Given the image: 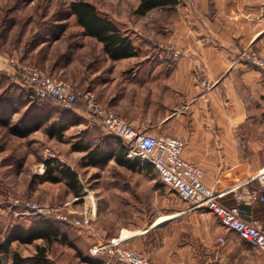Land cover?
Masks as SVG:
<instances>
[{"label": "crops", "instance_id": "obj_1", "mask_svg": "<svg viewBox=\"0 0 264 264\" xmlns=\"http://www.w3.org/2000/svg\"><path fill=\"white\" fill-rule=\"evenodd\" d=\"M197 1L191 8L186 0H178L168 18H138L140 25L134 29L143 37L140 42L129 25L117 22L137 47L134 56L111 59L91 36L100 52L92 55L87 71L74 82L133 126L183 138V155L205 169L204 181L210 185L214 175L235 161H249L252 171L264 166V81L260 70L239 56L249 46L264 56V0ZM160 41L175 43L182 55L167 58L156 45ZM14 172L15 188L19 176ZM183 207L182 203L177 211L129 222L115 236L143 251L152 264H192L198 239L202 245L223 234L226 240L237 239L238 234L212 212H182ZM250 208L264 220V203ZM4 236L0 232V238ZM33 242L14 240L10 248L28 257L35 249H21ZM0 259L4 261L1 253Z\"/></svg>", "mask_w": 264, "mask_h": 264}, {"label": "rangeland", "instance_id": "obj_2", "mask_svg": "<svg viewBox=\"0 0 264 264\" xmlns=\"http://www.w3.org/2000/svg\"><path fill=\"white\" fill-rule=\"evenodd\" d=\"M69 1L0 0V57L14 56L20 62L35 64L75 84L74 79L87 71L89 59L99 54L100 47L83 32L70 13ZM87 1L102 15L115 18V23L129 25L131 35L138 42L143 40L139 30L134 29L140 25L138 18L146 15L147 20L168 18L172 10L161 7L138 14L135 11L139 0ZM22 87L9 71L0 70V118L10 113L14 123L26 114L39 112L47 115L49 122L27 137L16 136L8 126L0 124V232L6 235L14 227H28L36 218L27 213L16 215L21 207L12 204L13 198L54 204L79 197L73 203V215L82 219L84 206L90 207L91 213L97 212L93 223L52 222L77 243L83 256L78 257L73 248L54 242L47 250L49 264H123L106 254L91 255L89 249L94 243L115 236L129 222L177 211L182 206L181 201L160 183L157 172L150 165L134 170L112 159L103 165L82 166L80 159L84 151L76 150L74 143H99L105 148L116 149L126 143L106 131L101 117L88 115L83 100L68 106L52 98L32 99ZM77 110L84 114H78ZM64 118H79V121L68 126L61 137L46 134V125ZM52 156L77 171L78 195L69 190L65 180L50 182L42 179L43 159ZM15 170L19 183L14 188ZM236 238L224 242L211 240L204 246L198 239L192 264H264V251H255L238 235ZM39 243L45 244L43 240ZM36 244L33 242L21 250L30 252Z\"/></svg>", "mask_w": 264, "mask_h": 264}, {"label": "built area", "instance_id": "obj_3", "mask_svg": "<svg viewBox=\"0 0 264 264\" xmlns=\"http://www.w3.org/2000/svg\"><path fill=\"white\" fill-rule=\"evenodd\" d=\"M186 2L191 8L198 6L197 0ZM156 45L171 60L182 55L181 48L173 42L160 41ZM239 56L256 66L264 81V56L250 46L243 49ZM0 70L9 71L21 86L29 88L33 99L52 98L68 106L79 100L86 102L88 115L101 117L106 131L126 143L124 158H138L142 166H152L160 181L184 204L182 212L208 210L255 251H264V220L256 217L250 208L256 203H264V166L252 171L249 161L235 162L214 175L212 184L208 185L204 181L205 169L183 155V138L141 130L123 115L96 102L90 91H83L35 64L20 62L14 56L0 57ZM201 82L207 86L204 77H201ZM77 199L79 197L47 204L16 197L12 199V204L21 207L16 215L27 213L88 225L92 214L90 207L84 206L82 219L73 215V203ZM225 240L224 234L217 237L219 242ZM89 252L91 255L106 254L123 264H152L143 251L127 244L120 236L94 243Z\"/></svg>", "mask_w": 264, "mask_h": 264}, {"label": "trees", "instance_id": "obj_4", "mask_svg": "<svg viewBox=\"0 0 264 264\" xmlns=\"http://www.w3.org/2000/svg\"><path fill=\"white\" fill-rule=\"evenodd\" d=\"M177 3L178 0H139L135 12L143 14L153 8L161 7L173 9ZM68 6L70 13L75 16L83 32L101 42L102 49L109 58L119 59L138 54V49L131 38L111 18L102 15L93 3L87 0H70ZM22 88L32 98L31 90L27 87ZM78 121L79 118H64L58 123L52 122L46 125L45 132L50 137H61L68 126L76 124ZM48 122L49 117L39 112L26 114L14 123H12L10 113L0 118V124L8 126L10 132L19 137L29 136ZM73 146L76 150L84 151L80 159L82 166L103 165L114 159L118 164L130 169H142V166L139 165V159L124 158L126 145L121 144L117 149L115 147L105 148L99 143L91 144L89 142L77 145L74 143ZM43 163L42 179L50 182L65 180L69 190L76 195L79 194L80 185L78 183V173L75 169L63 164L53 156L43 159ZM33 216L36 218L28 227H14L3 238H0V253L4 258V261L0 259V264H49L47 250L54 242L73 248L78 257L83 256L81 248L66 232L61 231L52 222L57 220L39 215ZM37 239H42L45 244L37 243L35 252L31 256L22 257L17 251L10 248V244L14 240L21 243H31ZM8 255L11 258L10 261L5 259Z\"/></svg>", "mask_w": 264, "mask_h": 264}, {"label": "bare ground", "instance_id": "obj_5", "mask_svg": "<svg viewBox=\"0 0 264 264\" xmlns=\"http://www.w3.org/2000/svg\"><path fill=\"white\" fill-rule=\"evenodd\" d=\"M160 219V218H159ZM124 233H127V231H124Z\"/></svg>", "mask_w": 264, "mask_h": 264}]
</instances>
